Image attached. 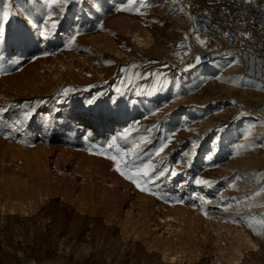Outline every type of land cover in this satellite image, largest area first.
I'll list each match as a JSON object with an SVG mask.
<instances>
[{
	"label": "rangeland",
	"instance_id": "1",
	"mask_svg": "<svg viewBox=\"0 0 264 264\" xmlns=\"http://www.w3.org/2000/svg\"><path fill=\"white\" fill-rule=\"evenodd\" d=\"M186 30L171 0H0V264H264V93L165 64Z\"/></svg>",
	"mask_w": 264,
	"mask_h": 264
},
{
	"label": "built area",
	"instance_id": "2",
	"mask_svg": "<svg viewBox=\"0 0 264 264\" xmlns=\"http://www.w3.org/2000/svg\"><path fill=\"white\" fill-rule=\"evenodd\" d=\"M171 2L180 9L187 30L162 55L165 64L185 73L233 64L264 93V0ZM243 109L264 126V97L245 101Z\"/></svg>",
	"mask_w": 264,
	"mask_h": 264
},
{
	"label": "snow or ice",
	"instance_id": "3",
	"mask_svg": "<svg viewBox=\"0 0 264 264\" xmlns=\"http://www.w3.org/2000/svg\"><path fill=\"white\" fill-rule=\"evenodd\" d=\"M8 17V13L5 12L4 13V17L3 19H7ZM52 27H55V24L52 25ZM197 39H199V37H197ZM203 43V42H202ZM197 62H199V57H197ZM72 91L70 89H66L64 90L63 93H61V95H68L69 92ZM25 119H27V114L25 115ZM109 147H111V145H109ZM100 155H105V153L103 152H100L98 153ZM126 153L123 152L122 150H119L117 155H109L107 158L108 159H111L113 161H115V164H116V171L119 172L122 176H125L126 179H129L130 181H132L133 183L136 184V186L138 188H140L141 191H150L149 188L147 187H142L141 186V182L140 180L134 178L133 175L131 174H127L125 171H124V168H127L128 166V163L129 161L125 158L126 157ZM154 171V170H153ZM171 174V173H169ZM165 175V173L163 172H160L159 174L157 175H153V174H150L149 172L145 171V172H141L140 173V176L144 178V183L145 184H152L154 183L155 181H159L161 179V177H163Z\"/></svg>",
	"mask_w": 264,
	"mask_h": 264
},
{
	"label": "bare ground",
	"instance_id": "4",
	"mask_svg": "<svg viewBox=\"0 0 264 264\" xmlns=\"http://www.w3.org/2000/svg\"><path fill=\"white\" fill-rule=\"evenodd\" d=\"M84 40V39H83ZM86 41V40H85ZM88 41V40H87ZM132 41H133V44L135 45V47L136 48H138L139 46V48L141 49L142 47H143V45H142V43H141V40H140V38H137V37H133V39H132ZM91 42V41H90ZM89 45V44H88ZM83 46V45H82ZM92 46V45H91ZM80 47V46H79ZM89 47V46H88ZM80 49V48H79ZM237 67L236 66H231V70H235ZM198 71V70H197ZM43 73V72H42ZM221 77V75H219L218 76V78H220ZM34 77H32V79H33ZM36 78V77H35ZM216 79V78H215ZM34 81V80H33ZM35 83V82H34ZM257 100H259L258 98H256ZM49 264H54V262H49ZM56 264H60V263H56Z\"/></svg>",
	"mask_w": 264,
	"mask_h": 264
}]
</instances>
